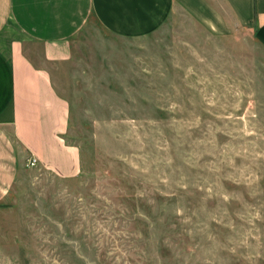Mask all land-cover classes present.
<instances>
[{
    "label": "rangeland",
    "instance_id": "1",
    "mask_svg": "<svg viewBox=\"0 0 264 264\" xmlns=\"http://www.w3.org/2000/svg\"><path fill=\"white\" fill-rule=\"evenodd\" d=\"M32 46L81 171L23 167L0 203V264H264V48L248 28L177 8L139 38L92 19L66 62Z\"/></svg>",
    "mask_w": 264,
    "mask_h": 264
},
{
    "label": "crops",
    "instance_id": "2",
    "mask_svg": "<svg viewBox=\"0 0 264 264\" xmlns=\"http://www.w3.org/2000/svg\"><path fill=\"white\" fill-rule=\"evenodd\" d=\"M194 1L0 0V203L29 158L59 178L81 171L80 149L66 140L69 104L32 44L43 62L58 64L71 58L73 38L92 19L116 36L139 38L179 8L215 33L248 28L264 48V0Z\"/></svg>",
    "mask_w": 264,
    "mask_h": 264
},
{
    "label": "built area",
    "instance_id": "3",
    "mask_svg": "<svg viewBox=\"0 0 264 264\" xmlns=\"http://www.w3.org/2000/svg\"><path fill=\"white\" fill-rule=\"evenodd\" d=\"M36 160L34 159V158H29L28 160H27V166L28 167H35V165H36Z\"/></svg>",
    "mask_w": 264,
    "mask_h": 264
}]
</instances>
